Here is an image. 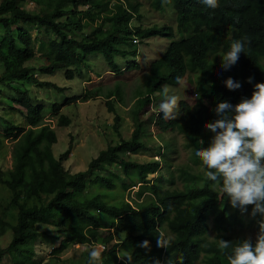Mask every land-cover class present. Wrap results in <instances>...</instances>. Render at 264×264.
Returning a JSON list of instances; mask_svg holds the SVG:
<instances>
[{
  "label": "trees",
  "instance_id": "obj_1",
  "mask_svg": "<svg viewBox=\"0 0 264 264\" xmlns=\"http://www.w3.org/2000/svg\"><path fill=\"white\" fill-rule=\"evenodd\" d=\"M29 2L40 12L25 10L23 0L0 3V149L5 142L12 144V165L8 171L0 168V184L10 191V206L17 211L14 225L6 220L7 211H1L0 239L6 233L10 238L5 247L0 245V263L8 259L10 264H43L34 247L42 235L40 229L48 227L56 233L47 244L55 257L78 245L102 246V264H122L117 257L128 254L133 257L132 264H180L181 257L183 264H228L227 256L242 241L232 235L242 227V220L229 207L219 186L214 188L206 179L202 167L193 174L186 164L171 166L165 153L174 150L171 141L164 139L177 133L194 151L201 139L207 147L213 134L204 125L218 118L214 111L217 104L227 101L235 106L242 98H251L256 83H264V0H218L215 9L200 0H170L168 4L150 0L155 12L164 14L170 8L174 27H144L137 0ZM243 37L250 43L240 54L241 60L223 69V55L234 40ZM161 38L169 42L149 64L145 91L134 93L130 138L120 137L116 145H108L91 159L86 171L69 173L63 163L71 146L57 158L53 156L56 134L44 122V105L32 101L27 87L62 91L39 76L61 72L66 80L81 79L94 56L103 58L111 73L123 75L118 61L126 60L125 70L138 69V45ZM37 54L43 63L36 69L27 67ZM187 73L197 74L196 83L193 89L186 87L179 101V118L164 120L159 109L149 111L154 100L163 95L162 86H180L176 77L184 79ZM249 77L252 84L247 83ZM228 78L242 87L229 91L224 85ZM99 96L97 88L66 98L61 105L53 104L57 126L70 125V119L60 114L64 106ZM112 98L123 103L118 86L106 94L105 105L111 113L115 112ZM15 116L22 122L11 119ZM119 120L115 115V130ZM151 122L154 136L146 131ZM150 142L158 143L157 147L148 146ZM138 154L149 155V159L143 163L129 160ZM160 155L159 160L154 159ZM195 163L201 165L197 157ZM155 174L160 182L148 179ZM175 178L181 188H171ZM163 184L170 188L162 191ZM132 188H137L133 206L125 199ZM22 198L37 203L27 206ZM162 223L173 235L168 249L157 246ZM209 231L214 234L212 240L205 237ZM218 239L233 244L222 254ZM144 240L149 241L150 250L138 247ZM81 264H89V255H84Z\"/></svg>",
  "mask_w": 264,
  "mask_h": 264
},
{
  "label": "rangeland",
  "instance_id": "obj_2",
  "mask_svg": "<svg viewBox=\"0 0 264 264\" xmlns=\"http://www.w3.org/2000/svg\"><path fill=\"white\" fill-rule=\"evenodd\" d=\"M2 0H0L1 3ZM30 0H23V7L25 10L38 13L40 12L39 8L32 4L29 5ZM140 3V14L142 15V25L152 26V25H170L174 20V15L169 12L170 8L166 9L167 12L160 14L153 11L150 8V0H137ZM32 36H36V32H31ZM160 40V41H159ZM166 38L148 40L143 43L141 46L138 45V57L136 63L139 66L138 69L125 70L126 69V60L118 61V66L120 72L123 75H116L110 72V69L104 62L103 58L100 56H94L89 60V68L86 70V74L81 79L66 80L61 72H57L52 76H39V80L49 82L54 84L62 91L56 90L53 87L49 88H37L34 86H28L30 91V96L32 101L36 104H42L45 107V116L44 122L46 125H49L51 129L56 134L57 142L52 146V154L57 158L60 154L64 153L69 145L71 146L70 155L67 161L63 163L65 170L69 173L74 174L77 172H83L87 170L88 164L91 159L97 157L98 153L108 145H116L120 137L121 139L127 140L130 138V135L133 131V122L130 116V110L133 107V103L136 100L137 95L134 93L141 89H144V79L148 73V66L152 60L157 59L159 54L161 55L164 51L166 45L168 44ZM40 54H37V58L29 62L26 66L38 68L43 63V58L38 57ZM129 71V72H128ZM149 76L146 77V79ZM184 84L177 87H168V95H177L180 99L183 100L185 95L186 87L191 86L192 89L195 87L196 76L187 74V77L183 79ZM190 82V85H189ZM145 83V82H144ZM118 86L122 92L123 103H120L117 98H112L110 102L114 105L115 112L111 113L106 107V94L108 91L115 89ZM99 88L100 95L99 98H93L89 101L82 102L78 100L74 105L64 106L60 114L65 115L70 119V125L68 127H59L57 126L58 116L54 115L51 111L53 104H63L66 98L73 96H82L88 91H94ZM154 96H157L154 95ZM157 98V97H156ZM164 99V93L162 96L154 100L152 105L149 107V111H155L159 109V104ZM0 114L3 113L0 111ZM115 115L120 117L119 127L117 130L114 129ZM16 122H22L18 117L11 118ZM146 131L154 136L153 124L149 123ZM171 141V146L173 147L174 152L168 153L166 151L167 159L170 161L172 167L184 166L192 170V173L201 172V165L195 163V151L193 147L188 146V142L182 135L177 133L170 134L168 138L164 141ZM158 143L150 142L148 146L151 148L157 147ZM11 143H4L2 149H0V168L3 171H8L11 168ZM170 147V146H169ZM204 147V146H203ZM161 155H164L163 148L160 149ZM157 156L154 159L159 160L161 157ZM149 159V155H135L129 156L130 161H135L138 163H143ZM148 179H153V181L160 182L159 174L154 176H149ZM175 183L171 188H181V182L178 178H175ZM200 185V183H199ZM168 184H163L162 191L169 189ZM137 188H132L127 194L125 199L132 206L133 202H136L135 191ZM11 194L10 191L2 184H0V215L1 211L6 210V220L14 225L16 209L10 206ZM21 202H24L27 206L36 204L35 200H25L21 199ZM141 203V200L138 201ZM238 216L242 220V227L236 228L232 235L234 237L248 238L251 237L253 242L256 240V236L259 233V226L264 222V215L257 214L255 217L251 215L252 207L249 206L246 212H241L238 209ZM41 236H39L38 243L34 247L36 253V258H43V264H81L84 259V255H89V251L92 247H101V246H71L68 247L63 253L59 256H53L51 254V249L47 244L53 240V235H56L55 232H52V229L44 227L40 229ZM166 236L168 232H165ZM208 235H214L212 232H209ZM10 233H6L0 239V245L5 247L9 242ZM211 238V237H210ZM57 245V244H56ZM124 257H122L123 259ZM0 264H10L8 259L2 260Z\"/></svg>",
  "mask_w": 264,
  "mask_h": 264
},
{
  "label": "clouds",
  "instance_id": "obj_3",
  "mask_svg": "<svg viewBox=\"0 0 264 264\" xmlns=\"http://www.w3.org/2000/svg\"><path fill=\"white\" fill-rule=\"evenodd\" d=\"M200 2L211 9L218 7V0H200ZM163 3L168 4L170 0H163ZM174 21L170 25L159 26L174 27ZM249 43L247 37L234 40L230 45V50L222 57L221 67L228 69L235 65ZM190 75L197 77V74ZM252 82L253 78L249 77L247 83L252 84ZM176 83L183 85L184 81L177 76ZM224 85L229 91H236L242 87L240 82L232 78L225 80ZM162 87L164 99L159 104V111L163 113L164 120H176L181 114L180 98L177 95H168V85ZM214 111L218 118L204 125V128L213 134L210 142L207 147H203L204 141L198 140L200 147L194 153L201 161L204 176L213 182L214 188L219 186L220 192L226 194L230 203L229 207L236 210L237 215L238 209L243 213L249 206L252 207L253 217L257 214L264 215V83L254 85L250 99L242 98L235 106L227 101L220 102ZM165 232H168L169 236H166ZM156 237L157 246L168 249L169 239L173 235L162 223L160 235ZM205 237L214 239L213 235L206 234ZM230 238L233 239L231 235ZM237 238L242 241L237 242L232 248V254L227 256L228 264H264V222L259 226L255 242L251 237ZM232 244L223 239L217 240L222 254ZM138 247L150 250L149 241L144 240ZM102 251V246L92 247L89 251V264H102ZM117 258L122 261V264L133 262L131 254L123 259ZM156 264H159V261ZM180 264H183L182 257Z\"/></svg>",
  "mask_w": 264,
  "mask_h": 264
},
{
  "label": "built area",
  "instance_id": "obj_4",
  "mask_svg": "<svg viewBox=\"0 0 264 264\" xmlns=\"http://www.w3.org/2000/svg\"><path fill=\"white\" fill-rule=\"evenodd\" d=\"M33 3L29 2V5H32ZM34 5V4H33ZM35 6V5H34Z\"/></svg>",
  "mask_w": 264,
  "mask_h": 264
}]
</instances>
